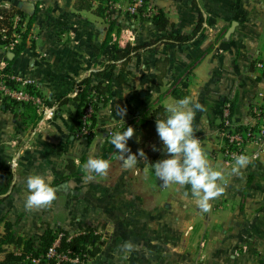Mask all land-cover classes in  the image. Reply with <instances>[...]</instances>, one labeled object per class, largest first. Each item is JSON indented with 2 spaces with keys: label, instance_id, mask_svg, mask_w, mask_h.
I'll list each match as a JSON object with an SVG mask.
<instances>
[{
  "label": "crops",
  "instance_id": "obj_1",
  "mask_svg": "<svg viewBox=\"0 0 264 264\" xmlns=\"http://www.w3.org/2000/svg\"><path fill=\"white\" fill-rule=\"evenodd\" d=\"M149 1L173 24L166 31L125 10L112 14L106 10L105 15L97 11L107 2L127 6L129 0H0V8L20 2L24 10L25 3L35 5L36 47L22 53L13 69L36 80L42 93L58 106L55 117L40 126L33 107L0 97V236L4 221L13 223L16 235L35 240L48 228L74 234L98 227L105 245L90 264H261L264 144L259 159L249 158V164L234 174L235 164L227 166L221 152L220 127L226 102H231L239 125L251 123V108L263 103L264 82L255 63L264 60V0ZM201 15L204 31L193 43L162 44L134 57L126 70H115L110 100L97 113L94 135L80 137L79 102L71 96L77 83L129 44L142 45L171 33L191 34ZM234 21L238 24L227 38ZM111 28L117 39L105 46ZM10 52L0 47V68L7 66ZM165 58L169 65L159 83L156 61ZM118 76L123 83L116 80ZM174 80L186 81L188 96L194 94L204 105L206 111L196 112L194 129L207 159L222 172L218 183L224 193L210 201L207 212L196 203L190 185H165L156 177L153 164L167 155L163 144L155 155L138 158L132 168H125L116 148L110 153L114 131L138 113L177 100L171 94ZM101 81L92 78L94 85ZM120 109H126L123 117ZM152 149L147 144L145 151ZM256 149L251 147L250 152ZM107 154V175L84 168L88 159ZM71 162L80 175H72ZM33 174L46 176L57 198L50 206L29 211L25 208L27 178ZM129 241L135 250L125 254L121 246ZM12 250L10 245L0 247L6 252L3 256ZM3 261L0 256V264Z\"/></svg>",
  "mask_w": 264,
  "mask_h": 264
},
{
  "label": "trees",
  "instance_id": "obj_2",
  "mask_svg": "<svg viewBox=\"0 0 264 264\" xmlns=\"http://www.w3.org/2000/svg\"><path fill=\"white\" fill-rule=\"evenodd\" d=\"M91 7V6H89ZM107 6L102 9H98V13L100 15H105L107 10ZM19 17V26L14 28L15 18ZM37 12H34L33 15H29L21 6H12V7H3L0 8V47L9 46L11 42L16 40V35H19V41L14 45L11 52L15 54L14 59H8V64L4 69L5 73L14 72L13 64L14 61L25 51H33L36 47L35 40L32 39L33 33V25L36 22ZM107 16V15H106ZM137 17V16H135ZM144 18V17H142ZM24 19H28L26 22ZM150 19L160 31H166L173 24L170 22L169 18L166 14L159 10L157 11ZM204 17L201 15L199 19V23L196 26L195 30L191 34H166L165 36H161L157 39L151 40L142 45H131L127 46L125 51L119 50L115 55L108 57L104 64L103 68L96 71L91 72L90 75L84 77L77 85L84 86L82 95L80 97L75 98L79 102V112L77 114V118L80 113V109L82 105L86 102L88 95H90L92 90L97 91L100 95L104 96V104H106L110 100V95L112 91V75L117 68L122 70H126L127 66L131 63L134 57L142 55L146 52H152L159 48L162 44H176V45H188L193 43L199 36V34L204 31ZM114 28H111L109 31V38H107L105 46L109 41H112V32ZM120 30H117L119 33ZM169 65V59H158L156 61V66L158 69L157 79L159 83L163 82V78L166 74V67ZM93 76H97L102 79L101 82L94 85L92 83ZM116 80L120 83L124 82V78L118 76ZM188 83L184 80H181L179 84H177V80L172 82V96L179 100L188 96ZM68 98H65L63 101H66ZM7 101L6 99H4ZM15 105L19 104L16 102H11ZM20 105V104H19ZM31 107L29 105H25ZM32 108V107H31ZM33 109V108H32ZM35 111V109H34ZM36 112V111H35ZM37 116V115H36ZM35 116V119H36ZM38 117V116H37ZM167 117L166 107L164 105L155 106L150 112L146 113H138L136 115V119L131 123L123 126L120 130L114 131L112 135L117 132H121L125 130L128 126H132L136 129V133L133 137L128 141V145L131 148L132 153H139L142 149L145 154H151V156L157 152L156 149H159L162 145V142L159 139L156 130V121L157 119H165ZM39 119V117H38ZM38 125V121L35 123L34 127ZM95 125V121H94ZM90 139V138H88ZM152 144L153 149L151 152L145 151L146 145ZM115 148L114 145L111 144L110 153ZM157 154V153H156ZM108 155H103L102 159H107ZM155 155V154H154ZM69 170H71L72 175L78 176L81 174V170L79 168H75L72 165V162L68 165ZM98 227H88L83 230L82 233L72 237L71 239L66 238L68 236L69 231L64 228L51 229L48 228L44 233L39 235L38 239L35 240L31 237H24L16 235L14 232V225L10 221H4V232L0 236V247L3 245L13 246V250L6 254L5 259L3 261L4 264H33L31 259L33 258H41L46 256L50 248L58 239L59 233H64L65 236L60 239V244L58 246V250L66 251L71 250L75 254L85 253L87 252L91 257L98 256L103 246L105 245V240L102 239L101 235L96 233ZM91 248H88V247ZM18 250V252H17ZM261 264H264V260Z\"/></svg>",
  "mask_w": 264,
  "mask_h": 264
},
{
  "label": "clouds",
  "instance_id": "obj_3",
  "mask_svg": "<svg viewBox=\"0 0 264 264\" xmlns=\"http://www.w3.org/2000/svg\"><path fill=\"white\" fill-rule=\"evenodd\" d=\"M197 111H206V109L194 94L167 104V117L156 121L157 134L167 155L166 158L153 164V169L156 177L165 185H190L196 203L207 212L211 207L210 201L224 193V188L218 183L223 176L220 170L214 168L201 148L194 129ZM125 112L126 109H120L122 117ZM135 133L136 129L128 126L111 136V144L124 157L125 168H132L138 158L145 156L142 149L138 154L131 152L128 141ZM234 161L235 166L232 168L234 174L250 162L243 154L234 156ZM84 168L98 175H107L110 162L107 159L90 158L84 164ZM27 190L25 208L29 211L50 206L57 198L56 189L42 174L28 176ZM134 250L135 246L130 241L121 246V251L125 254H131Z\"/></svg>",
  "mask_w": 264,
  "mask_h": 264
},
{
  "label": "built area",
  "instance_id": "obj_4",
  "mask_svg": "<svg viewBox=\"0 0 264 264\" xmlns=\"http://www.w3.org/2000/svg\"><path fill=\"white\" fill-rule=\"evenodd\" d=\"M123 11L130 16H139L144 18H151L156 10L153 8L149 0H129L127 6H123L121 3H110L109 14L115 11ZM20 18L17 16L14 22V28L19 26ZM16 40L11 42L9 46L10 51L14 45L19 41V35L16 33ZM33 37V36H32ZM113 40L117 39L116 34L113 36ZM34 39V38H33ZM256 68L261 72V76L264 82V60H257ZM5 67L0 68V97L6 99L9 102H16L22 105H29L33 107L38 114L40 120L39 125H43L52 120L57 111L58 106L49 101V99L42 93L40 85L31 77H27L22 74L5 73ZM84 86L76 85L72 91L71 96L73 98L80 97L82 95ZM263 103L254 105L251 108L252 121L246 125H239L233 119V106L231 102H226L223 107L221 117L220 135L222 136L223 143L221 152L227 166L235 164L234 156L246 155L252 160H258L260 157V150L264 144V90L261 93ZM104 105V96L100 95L97 91L92 90L88 95L86 102L80 109L79 116L77 118V130L78 134L82 138H91L95 133L94 121L97 117L99 109ZM251 147L257 149L250 152ZM13 166H17V162H13ZM70 233L66 238L72 237L82 233ZM96 233L102 236L105 240L104 232L97 229ZM65 236L64 233H59L58 239L50 248L46 256L41 258H33L31 262L33 264H90L93 257L87 252L75 254L71 250H58L60 239ZM88 248H91L90 246ZM18 252V250H17Z\"/></svg>",
  "mask_w": 264,
  "mask_h": 264
},
{
  "label": "water",
  "instance_id": "obj_5",
  "mask_svg": "<svg viewBox=\"0 0 264 264\" xmlns=\"http://www.w3.org/2000/svg\"><path fill=\"white\" fill-rule=\"evenodd\" d=\"M25 10L28 12L29 15H33L34 11H35V5L32 4V3H25ZM237 22L234 21L231 25V27L229 28L227 34H226V37L227 38H230L231 35L234 33L235 31V28L237 26ZM15 54L13 52H10L9 55H8V58L11 60L12 57H14Z\"/></svg>",
  "mask_w": 264,
  "mask_h": 264
},
{
  "label": "rangeland",
  "instance_id": "obj_6",
  "mask_svg": "<svg viewBox=\"0 0 264 264\" xmlns=\"http://www.w3.org/2000/svg\"><path fill=\"white\" fill-rule=\"evenodd\" d=\"M108 4H107V6H108V9H107V13H108V11H109V9H110V2H107ZM8 6H10V7H12V5L11 4H9ZM19 6H21V2L19 3ZM25 20V22H26V20L27 19H24ZM35 39V36H33L32 37V39ZM7 49V51H10V48H6ZM114 75H116V73L114 72L113 73ZM61 215H58V217H60ZM60 222H63V216L60 218ZM60 225H63L62 223L60 224ZM107 238H108V235H107ZM4 253H6V252H2V251H0V256H2L3 257V259H5V255L3 256V254Z\"/></svg>",
  "mask_w": 264,
  "mask_h": 264
}]
</instances>
